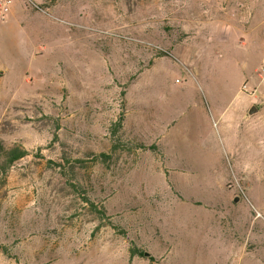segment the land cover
Returning a JSON list of instances; mask_svg holds the SVG:
<instances>
[{
	"label": "rangeland",
	"instance_id": "1",
	"mask_svg": "<svg viewBox=\"0 0 264 264\" xmlns=\"http://www.w3.org/2000/svg\"><path fill=\"white\" fill-rule=\"evenodd\" d=\"M13 1L0 264H264V0Z\"/></svg>",
	"mask_w": 264,
	"mask_h": 264
},
{
	"label": "built area",
	"instance_id": "2",
	"mask_svg": "<svg viewBox=\"0 0 264 264\" xmlns=\"http://www.w3.org/2000/svg\"><path fill=\"white\" fill-rule=\"evenodd\" d=\"M28 2L35 5L32 0H28ZM13 4V0H0L1 23H4L8 19ZM238 94L246 95L264 103V57L260 64L255 68L254 76L242 84Z\"/></svg>",
	"mask_w": 264,
	"mask_h": 264
},
{
	"label": "trees",
	"instance_id": "3",
	"mask_svg": "<svg viewBox=\"0 0 264 264\" xmlns=\"http://www.w3.org/2000/svg\"><path fill=\"white\" fill-rule=\"evenodd\" d=\"M4 152L7 157L8 166H13L16 162L20 161L21 159L25 158L28 155V151L20 149V148L11 149V150L4 151ZM132 256L133 257L139 256L141 258L148 259L152 263L157 262V260L152 256L146 257V251H141L140 249H137V248H135L132 251Z\"/></svg>",
	"mask_w": 264,
	"mask_h": 264
},
{
	"label": "crops",
	"instance_id": "4",
	"mask_svg": "<svg viewBox=\"0 0 264 264\" xmlns=\"http://www.w3.org/2000/svg\"><path fill=\"white\" fill-rule=\"evenodd\" d=\"M256 13H257V17H258V15H262L263 13H264V9H263V7L261 6V7H259V8H257V11H256ZM256 26H252V30L250 29V31H248V32H255L256 31ZM263 57H264V55H263ZM254 107H256V106H254ZM259 111V110H258ZM165 155V154H164ZM171 187H174V184H172V186ZM175 188V187H174ZM175 200H178V199H180V198H174ZM217 220H220V219H217ZM229 221H231L230 219H229ZM235 222H237V221H239V220H234ZM241 221V220H240ZM239 221V222H240ZM242 221H244V220H242ZM236 229H238V230H236V231H242V226H237L236 227ZM250 242V241H249ZM245 245H246V243H245ZM134 258H136V257H134ZM157 263H159V262H157Z\"/></svg>",
	"mask_w": 264,
	"mask_h": 264
},
{
	"label": "water",
	"instance_id": "5",
	"mask_svg": "<svg viewBox=\"0 0 264 264\" xmlns=\"http://www.w3.org/2000/svg\"><path fill=\"white\" fill-rule=\"evenodd\" d=\"M256 112H258V108L257 107H253V110L251 111V114H254ZM146 257H150V254H146Z\"/></svg>",
	"mask_w": 264,
	"mask_h": 264
}]
</instances>
